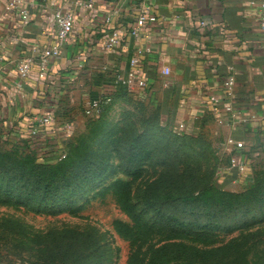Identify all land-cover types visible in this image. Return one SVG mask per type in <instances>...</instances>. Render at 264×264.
Returning a JSON list of instances; mask_svg holds the SVG:
<instances>
[{
    "label": "rangeland",
    "instance_id": "rangeland-1",
    "mask_svg": "<svg viewBox=\"0 0 264 264\" xmlns=\"http://www.w3.org/2000/svg\"><path fill=\"white\" fill-rule=\"evenodd\" d=\"M6 92L0 74L1 153L44 166L78 154L90 173L87 183L79 171L68 188L35 200L0 178V264H264L260 133L244 151L251 176L236 186L222 176L231 156L228 128L212 115L180 129L163 101L118 93L100 118L87 117L82 104L68 112L70 130L50 142L6 124ZM216 186L238 199L197 206L194 196L214 202L209 190Z\"/></svg>",
    "mask_w": 264,
    "mask_h": 264
},
{
    "label": "crops",
    "instance_id": "crops-1",
    "mask_svg": "<svg viewBox=\"0 0 264 264\" xmlns=\"http://www.w3.org/2000/svg\"><path fill=\"white\" fill-rule=\"evenodd\" d=\"M75 1L25 0L30 21L24 23L17 10L7 11L5 1L0 0V74L8 95L4 117L21 137L29 136L37 125L36 116L53 112L55 119L40 127L38 138L59 140L66 133L65 125H59L67 122L68 112L80 104L84 108L87 99L102 93L104 85L112 84L116 75L130 68L135 46L132 36H125L130 50L119 46L106 53L101 44L114 26L134 21L141 0H97L92 8ZM147 1L158 16L144 28V40L151 51L143 58V69L151 89L134 94L163 101L168 105L167 116L183 122L188 130L207 114L219 121L209 98L212 94L222 96L233 76L235 107L245 122L235 123L226 114L221 124L230 136L245 142L244 151L256 147L259 133L264 141V43L259 7L247 0ZM71 7L76 11L75 29L61 55L50 59L46 78H38L34 62L24 87L15 88L20 62L37 55L34 47L43 49L51 43L56 10ZM201 21L206 26H201Z\"/></svg>",
    "mask_w": 264,
    "mask_h": 264
},
{
    "label": "built area",
    "instance_id": "built-area-1",
    "mask_svg": "<svg viewBox=\"0 0 264 264\" xmlns=\"http://www.w3.org/2000/svg\"><path fill=\"white\" fill-rule=\"evenodd\" d=\"M5 9L9 12L17 10L19 16L24 23L30 21L29 6L25 3V0H4ZM97 0H88L83 2L80 0L75 1L76 5L85 6L86 8H92ZM254 5H257L260 10L259 26L261 29L262 39L264 43V0H247ZM118 13V10H115ZM55 34L52 37L51 43L40 49L38 46L34 47V51L37 55L27 56L24 58L18 66V79L15 82V88L21 89L26 84V81L30 75V71L34 62L37 64L38 78H46L48 72L49 61L52 58L59 57L61 55V49L63 44L67 41L70 35L75 29L76 11L74 7L64 10L59 8L55 12ZM158 20V16L154 12L152 4L147 0H141L140 7L135 14L134 21L126 22L124 25L114 26L110 34L106 36L101 44L102 49L106 53L113 52L117 47L121 46L127 50H130V44L126 40V34L132 36L135 42V46L132 48L133 53L130 56V68L126 73L116 75L112 84L103 86V92L99 94L97 98H89L84 105V114L89 118H100L106 113V110L112 106L113 93L119 86L126 87L129 93L147 92L151 89V81L145 73L144 56L151 51V48L146 44L144 40V28L147 24L155 23ZM111 19H108L110 22ZM206 22L201 21V26H206ZM235 77H230L227 81L224 94H212L209 98L211 111L218 116V122H223L224 115H230L235 123H244L245 119L235 107ZM55 119L53 112H49L45 115L36 116L35 121L37 123L30 132L29 136L38 138L40 134V127L51 124ZM64 127L66 131L70 130V122H65ZM180 129H185L186 125L183 122L178 123ZM68 133V132H66ZM228 143L231 146V156L228 165L223 170V178L231 176L233 185H241L244 180H247L251 176L252 166L251 160L244 154L245 142L235 139L230 136ZM66 157V154L62 153L59 156V160Z\"/></svg>",
    "mask_w": 264,
    "mask_h": 264
},
{
    "label": "trees",
    "instance_id": "trees-1",
    "mask_svg": "<svg viewBox=\"0 0 264 264\" xmlns=\"http://www.w3.org/2000/svg\"><path fill=\"white\" fill-rule=\"evenodd\" d=\"M119 87L117 91L113 93V101L118 93H129L126 87ZM98 96L99 95H93L91 98H97ZM110 108L111 106L106 110V113ZM169 118L175 121L171 115H169ZM78 156V154L70 155L66 160H61L53 165L44 166L36 164L34 159L29 156L26 158H15L10 154L0 152V178H9L14 182V185H16V187H14L20 192V196L35 200L40 197L41 192L60 191V189L68 188L76 178V175L79 174V171L85 174L86 183L88 182V175L90 172H88L83 159L80 160L82 162H79ZM93 171L94 170L91 172ZM96 176L97 175H95V177ZM77 183L81 184L80 181ZM209 191H215L217 193V196L215 195L213 197L214 202H211L205 196H194V199L199 200L197 206H205L209 210V208L217 207L216 205H218V202L224 201V199H229L230 201L238 199L235 194L237 192L226 190L224 187H212ZM124 207L129 213L135 211L128 196L125 197ZM224 207V209H230L232 206Z\"/></svg>",
    "mask_w": 264,
    "mask_h": 264
}]
</instances>
